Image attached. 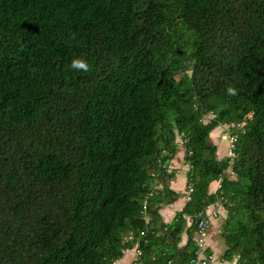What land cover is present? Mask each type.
I'll use <instances>...</instances> for the list:
<instances>
[{"label":"trees","instance_id":"obj_1","mask_svg":"<svg viewBox=\"0 0 264 264\" xmlns=\"http://www.w3.org/2000/svg\"><path fill=\"white\" fill-rule=\"evenodd\" d=\"M219 205L222 260L264 264V0H0V264H190Z\"/></svg>","mask_w":264,"mask_h":264},{"label":"rangeland","instance_id":"obj_2","mask_svg":"<svg viewBox=\"0 0 264 264\" xmlns=\"http://www.w3.org/2000/svg\"><path fill=\"white\" fill-rule=\"evenodd\" d=\"M212 116L209 115L205 118V121L208 122L209 119ZM229 126L225 125V126H221L219 128H217L214 132L211 133V138H212V142L214 144L217 145L218 147V158L222 159L224 157L230 156L231 154V148H232V141H233V136L232 133L229 132ZM179 137H178V141H179ZM185 148L181 147V149L179 150V152L177 153V155L175 156V158L172 161V164L170 166V172L175 171V177L172 179L171 183H170V187L173 188H177L178 190L180 189V186L174 185L173 186V182H177L178 180H183L185 178L186 173L189 170V166L187 165V163L184 160V156H185ZM215 186V185H214ZM187 190V189H186ZM188 192V191H186ZM190 192V191H189ZM188 194L185 195V199H187ZM182 199V198H181ZM214 209V208H213ZM210 212L212 220H211V227L213 226V228H215V231L217 232L224 221V218L226 217V211L224 210V208L219 205L216 206L215 209ZM215 214H217L215 216ZM216 239L218 240V249L220 250H224L225 249V241L223 240L222 236L219 233H216ZM186 236V235H185ZM183 236V238L185 237ZM136 252V251H135ZM136 255V253H135ZM128 257V256H126ZM219 262H221V260H219Z\"/></svg>","mask_w":264,"mask_h":264},{"label":"crops","instance_id":"obj_3","mask_svg":"<svg viewBox=\"0 0 264 264\" xmlns=\"http://www.w3.org/2000/svg\"><path fill=\"white\" fill-rule=\"evenodd\" d=\"M172 164V163H171ZM171 166V165H170ZM172 184V183H171ZM174 185H177V186H180V189L178 190L177 188H173L171 187V189H173L174 191L178 192L181 194V198H179V200H177L175 203L171 204V205H168V206H164L160 209V214H161V217H162V222L164 223H170L172 222V220L174 219L175 215L177 212L181 211L186 202H187V199H185V195L187 194V179H186V175H185V178L183 180H178L177 182H173V186ZM215 185V186H214ZM220 187V183L219 182H214L211 187H210V192L211 193H214L218 190V188ZM216 206H211L207 211L208 213L210 214V212L212 211V209L214 208L215 209ZM213 209V210H214ZM190 224V222H189ZM216 233H219L220 234V229L216 232L215 231V228L210 227V237H209V240H208V250L210 251V253H213L216 258H217V262L216 264H236V261H233V262H227V261H223L222 260V254H223V251L224 250H220L218 249V240L216 239V236L217 234ZM185 236V235H184ZM187 236H185L183 238V242L181 244V246H184L187 242ZM128 256V257H126ZM135 250H129L125 253V256L123 257V259L117 261L115 264H132V262L134 261L135 259ZM219 260H221V262H219Z\"/></svg>","mask_w":264,"mask_h":264},{"label":"built area","instance_id":"obj_4","mask_svg":"<svg viewBox=\"0 0 264 264\" xmlns=\"http://www.w3.org/2000/svg\"><path fill=\"white\" fill-rule=\"evenodd\" d=\"M234 139H235V137L233 138V140ZM231 155H232V148H231L230 156ZM189 193L190 192L187 193L188 194L187 201L190 200ZM216 215L217 214H215V216ZM211 220H212L211 214H209L207 211L206 214L205 213L200 214L197 217V220L195 221L196 228H197L196 229V238H195L197 252H196L195 258L191 261L190 264H216V262H217L216 256L213 253L207 252V249H208V243L207 242H208L209 237H210ZM189 222H190V224L192 223L191 219H189ZM135 253H136V258H139V256L142 254V252L139 251L138 249L136 250ZM135 262H136V260L134 261V264H136Z\"/></svg>","mask_w":264,"mask_h":264},{"label":"clouds","instance_id":"obj_5","mask_svg":"<svg viewBox=\"0 0 264 264\" xmlns=\"http://www.w3.org/2000/svg\"><path fill=\"white\" fill-rule=\"evenodd\" d=\"M71 67L73 69H76V70H79V71H84V72L90 71L89 63L86 60L79 59V58L74 59L72 61ZM229 93L234 95L235 91L233 89L229 88Z\"/></svg>","mask_w":264,"mask_h":264}]
</instances>
